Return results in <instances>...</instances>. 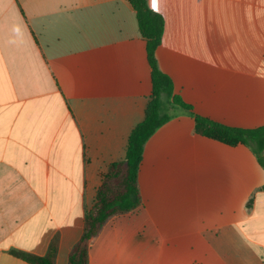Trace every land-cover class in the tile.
Here are the masks:
<instances>
[{
  "label": "crops",
  "instance_id": "0c3cea01",
  "mask_svg": "<svg viewBox=\"0 0 264 264\" xmlns=\"http://www.w3.org/2000/svg\"><path fill=\"white\" fill-rule=\"evenodd\" d=\"M148 3L165 19L159 69L190 110L146 142L141 205L105 222L89 264H264V166L196 128L264 127V0ZM151 72L128 0H0V264L54 238L68 264L145 119Z\"/></svg>",
  "mask_w": 264,
  "mask_h": 264
},
{
  "label": "trees",
  "instance_id": "16d2710c",
  "mask_svg": "<svg viewBox=\"0 0 264 264\" xmlns=\"http://www.w3.org/2000/svg\"><path fill=\"white\" fill-rule=\"evenodd\" d=\"M128 1L136 12L140 32L146 41L147 58L152 71V94L145 119L129 138L126 159L110 166L98 190L96 204L85 217L84 233L71 250L68 264H89V242L97 236L105 222L113 216L125 215L140 207L138 173L146 142L171 118L170 111L177 114L190 110L174 95L171 79L158 66L156 51L165 32L164 17L149 7L148 0ZM196 128L213 139L232 145L241 143L250 146L264 166V127L256 130L236 129L196 116ZM57 251L58 239L54 238L48 253L43 257L20 251H13L12 254L29 264H55Z\"/></svg>",
  "mask_w": 264,
  "mask_h": 264
}]
</instances>
